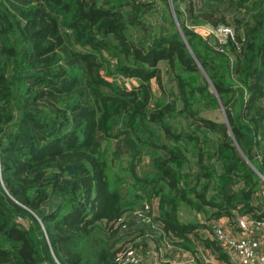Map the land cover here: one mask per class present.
<instances>
[{"label":"trees","instance_id":"16d2710c","mask_svg":"<svg viewBox=\"0 0 264 264\" xmlns=\"http://www.w3.org/2000/svg\"><path fill=\"white\" fill-rule=\"evenodd\" d=\"M171 1L184 40L140 44L166 0H0V264H116L148 241L194 254L220 219L264 221V0ZM192 26L230 34L212 48ZM215 108L226 123L201 115Z\"/></svg>","mask_w":264,"mask_h":264},{"label":"rangeland","instance_id":"374dc122","mask_svg":"<svg viewBox=\"0 0 264 264\" xmlns=\"http://www.w3.org/2000/svg\"><path fill=\"white\" fill-rule=\"evenodd\" d=\"M139 1L144 2V3L150 2V0H139ZM172 3L173 2L171 0H166V3L163 2V4L162 3H150L151 6L153 8H155L156 11L155 12L153 11L152 15L146 18V21L144 22L146 31L144 32L140 29L135 31L134 37L140 38V40H139L140 44H143L145 42V40H147L146 38H143L145 35H147L146 32L149 33V35H147V37H148L152 34L158 35L159 33H165L164 32L165 30L173 32L174 28H177V27L179 28L178 23H177L176 18H175V15H174V12H173ZM181 8H183V7L181 6ZM172 24H173V26H172ZM140 36H142V37H140ZM203 39L205 41L209 42L210 43L209 46L212 48H213V41L212 40H214V39L217 40L214 36H205ZM201 115L203 117H206L209 120L214 121V122H219V123L224 122V121H225V123L227 122L225 112L221 108H215V109H212L209 111H205ZM173 124H177V121H173ZM127 160L128 159H125V161H127ZM129 160L131 161V159H129ZM115 164L117 165L118 163H115ZM113 168H116V166ZM120 168L122 169V167H120ZM113 171L114 170L111 169L110 173L118 175V174L114 173ZM188 171H189V168H188ZM113 174H111V175H113ZM128 178H129L128 176H125L124 182L121 184V188H123L122 189V195L124 197L128 198L126 201H124V203L127 202L128 208L130 209L131 207H133L134 210L143 206V205H147L148 200H146V198H144V194L142 193V190L138 189V186L136 185L135 180L131 179V180L127 181ZM259 178L261 180L260 186L264 187V177L261 176ZM129 186H131V188H126ZM253 200H254L253 204L255 207L262 206V203H260V199L257 197V195H256V198L255 197L253 198ZM182 211H183V213H185L184 219H188L192 216V219L196 218V220H200V222L204 221L202 216H199L200 214L197 215L193 210H187V212H186V210L183 209ZM194 215H196V216H194ZM181 217H183V215H181ZM241 217L242 216H239V214L236 215V218H235L236 225H233V224L229 223L228 221H224L223 223L217 222V224L219 225V228L221 229L222 232H224V233L227 232L228 234L235 236L234 238H236L240 234H246L248 232V227H247V230H244V231L239 227L238 222L239 223L241 222V220H240ZM34 219L37 222L38 217H36L34 215ZM18 222L24 226L28 225V223L25 220L18 219ZM132 226H133V229L135 231L139 230L134 225H132ZM141 227L142 226H140V228ZM198 235H199L198 238L194 239V241L201 243V240L206 238L207 235L211 236V233L209 230L203 229L200 233H198ZM129 238L130 237H124L123 239L126 240ZM168 248H173V246L172 247L166 246L165 248H156V250H153V252L157 253L159 256H161L160 257V259H161L164 256V254L166 253L165 252L166 249H168ZM258 249H259V252L263 254L264 253V244L262 246L258 245ZM157 250H158V252H157ZM195 254H197V256L200 257V255L197 251L193 255H195ZM231 260H232L233 264H239L237 259H231ZM140 261H141V258H140ZM140 263L141 262H139L138 264H140Z\"/></svg>","mask_w":264,"mask_h":264},{"label":"built area","instance_id":"2783aa9c","mask_svg":"<svg viewBox=\"0 0 264 264\" xmlns=\"http://www.w3.org/2000/svg\"><path fill=\"white\" fill-rule=\"evenodd\" d=\"M190 29H193V31L202 38L205 36H214L220 43L223 42V35L230 34V30H214L208 26H192ZM256 195L261 199L264 205V187L259 189ZM141 207H143L142 210L134 211L133 215L136 216L138 220H145V213L149 212V206L147 204ZM240 220L241 222H238V224L243 231L247 230L248 227V232L246 234L234 238L235 236H232L227 232H222L219 225L216 223L213 226L211 237L220 243L231 259H237L239 264H264V254L257 252L254 243V234L264 230V221H256L250 216L241 217ZM117 224L124 229L125 217L120 218ZM115 258L116 264H138L140 262V256L137 254V250L132 246L121 248Z\"/></svg>","mask_w":264,"mask_h":264},{"label":"crops","instance_id":"0c3cea01","mask_svg":"<svg viewBox=\"0 0 264 264\" xmlns=\"http://www.w3.org/2000/svg\"><path fill=\"white\" fill-rule=\"evenodd\" d=\"M259 189H262V186H260ZM260 203H262L261 199H260ZM262 206H264L263 203ZM224 221H228V220L220 219L218 222L223 223ZM242 235L243 234H240L239 236ZM206 238L211 240L209 235H207ZM254 238H255L254 243L256 250L259 252L258 245L262 246L264 244V230H261L257 234H254ZM190 239H192V242L195 246V250L199 253L200 257H198L197 254L193 255L192 253L186 251L185 249L183 250V249H179V247L173 246V248L166 249L165 251L166 253L162 257L163 259L162 258L160 259L161 256L153 252V250H156L157 248L156 244L152 241L151 242L148 241L145 245V248H143V250L140 253L141 254L140 264H162V262H166L169 264H199L200 262L204 264L206 263L223 264L215 260L214 256L209 251H207V249L203 246L202 243L193 241L194 239L192 237H190ZM140 240L141 239H139V241Z\"/></svg>","mask_w":264,"mask_h":264},{"label":"water","instance_id":"95a60500","mask_svg":"<svg viewBox=\"0 0 264 264\" xmlns=\"http://www.w3.org/2000/svg\"><path fill=\"white\" fill-rule=\"evenodd\" d=\"M178 30H179V28H178ZM179 32H180V30H179ZM181 33V32H180ZM182 36V35H181ZM182 38H183V40H184V37L182 36ZM186 45V44H185ZM188 48V47H187ZM249 164V163H248ZM255 172H256V174L259 176V177H261V175L255 170Z\"/></svg>","mask_w":264,"mask_h":264}]
</instances>
